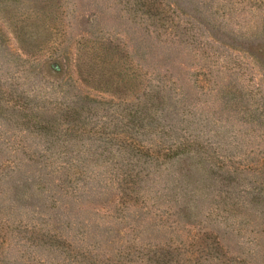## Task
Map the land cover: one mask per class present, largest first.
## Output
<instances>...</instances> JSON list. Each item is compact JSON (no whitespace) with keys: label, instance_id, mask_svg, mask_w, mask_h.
Returning <instances> with one entry per match:
<instances>
[{"label":"rangeland","instance_id":"rangeland-1","mask_svg":"<svg viewBox=\"0 0 264 264\" xmlns=\"http://www.w3.org/2000/svg\"><path fill=\"white\" fill-rule=\"evenodd\" d=\"M263 2L0 0V264H264Z\"/></svg>","mask_w":264,"mask_h":264},{"label":"trees","instance_id":"trees-1","mask_svg":"<svg viewBox=\"0 0 264 264\" xmlns=\"http://www.w3.org/2000/svg\"><path fill=\"white\" fill-rule=\"evenodd\" d=\"M263 4H264V2H263ZM223 37H225V36L221 35L220 39L223 40L224 39ZM241 49L243 51H245L246 53L250 54L251 56L257 57V59L260 60L262 62V64L264 65V43H262V42L256 43V42L249 41V42L244 43L243 46H241ZM17 100H19V101H15V99L11 98V100H9V101H13L16 106H19L18 108H20V109H22L28 105V103H26L21 97ZM20 100H22V101H20ZM53 110H54V112H52L50 110L45 111L49 116H45V114L44 115H38V118H37L38 120H35V121L27 120L26 123H29L30 126L32 127V129L34 131H37L39 133V135L41 134L42 137H45V136L49 137V140H48L49 143L52 146L55 143V146L58 150V149H61V147H66V145L69 144L67 136H68L69 132H71V130L69 128V120L68 119L71 118L72 112L69 111V109L67 107H62V108H56L55 107V108H53ZM124 118H125V116H122L121 119H124ZM132 118H134V120L136 121V124L140 119V117H135V116ZM127 123H129V121ZM139 128H140V126H139ZM59 134L61 135V137L57 136ZM58 141H60V142H58ZM187 145H188V143H185L184 145L182 143L176 144L175 149L179 150V152L177 153V157H183V158L188 157L189 159L195 160L193 158V155H195L194 151H189V152L185 153ZM180 153H182V154H180ZM179 155H181V156H179ZM65 163L66 162L64 160L60 161L58 163L59 169L64 170L66 167ZM50 164H51V162H49L48 159H44L42 161V166L39 169L41 171L42 170L48 171L47 167H49ZM143 172H144V170L136 171V174H137V176H139ZM47 174H49V173H45V175H47ZM227 174L229 177L234 176V178H237V175H240V172H237L234 169L231 172L227 171ZM65 177H68V174H65ZM64 181H65L64 179L60 180V182H64ZM49 233L55 234V233H51V232H49ZM50 234L47 233L45 235L46 236H55V235H50Z\"/></svg>","mask_w":264,"mask_h":264}]
</instances>
